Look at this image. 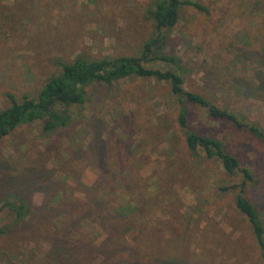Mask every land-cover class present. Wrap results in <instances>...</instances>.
I'll return each instance as SVG.
<instances>
[{
  "label": "rangeland",
  "instance_id": "374dc122",
  "mask_svg": "<svg viewBox=\"0 0 264 264\" xmlns=\"http://www.w3.org/2000/svg\"><path fill=\"white\" fill-rule=\"evenodd\" d=\"M195 1L206 10L180 5L177 23L166 31L174 43L172 52L185 68L184 88L218 106L226 104L264 128V104L241 96L234 85L237 79H252L259 69L264 0ZM150 2L0 0V108L9 104L8 94L16 101L34 96L58 71V58L138 54L152 32L145 15ZM246 50L256 52L253 60ZM85 91L84 104L68 109L71 123L65 129L43 137L34 121L0 139V204L21 195L35 208L19 222L11 211L0 209V264H60L47 256V240L61 224L63 204L83 197V189L96 177L81 156L88 154L90 141L104 140L109 132L107 143L124 140L128 130L140 142L131 149L133 161L138 160L137 175L152 177L147 194L158 196L149 218L156 222L153 231L159 229L164 238L165 255L193 264H264L247 222L234 208V193L218 190L238 177H226L216 161L186 153L175 121L177 103L165 82L128 77L110 85L89 84ZM185 106L190 128L218 136L242 157L256 180L246 195L264 201V144L209 119L202 108ZM81 226L78 238H102L95 224L83 220Z\"/></svg>",
  "mask_w": 264,
  "mask_h": 264
},
{
  "label": "trees",
  "instance_id": "16d2710c",
  "mask_svg": "<svg viewBox=\"0 0 264 264\" xmlns=\"http://www.w3.org/2000/svg\"><path fill=\"white\" fill-rule=\"evenodd\" d=\"M184 4L206 10L195 0H151L145 15L152 23V32L141 43L138 54L98 58L76 55L68 61L58 58V71L46 78L34 96L22 95L16 101L8 94L9 104L0 108V139L15 127L34 121L40 123L39 132L43 137L65 129L71 123L68 109L84 104L85 89L89 84L110 85L128 77L163 81L177 103L175 121L186 153L191 157L216 161L226 177H238L234 182L219 185L218 190L234 193V208L247 222L259 259L264 261V201L261 204L246 195L248 186L256 182L254 173L244 165L241 156L230 151L224 140L190 128L185 104L202 108L209 119L227 123L263 144L264 128L230 106H218L204 95L184 88L185 68L172 52L174 43L166 34L177 23L178 9ZM166 46L168 50H165ZM246 51L249 54L247 58L253 60L252 53L256 52ZM256 59L259 69L254 71L253 78L237 79L234 85L241 96L264 104V51ZM154 61H160L167 67L155 66ZM132 135L133 131L128 130L124 140L116 138L107 143L112 138L109 132L106 139L89 142L88 154L81 157L95 170L96 177L83 189V197H72L58 212L61 224L56 225L47 240L50 260L60 264H193L184 258L165 255L162 250L164 238L160 237L159 229L153 231L152 224L156 222L149 218V214L156 208L154 201L158 196L147 194L152 177L145 179L137 175L138 160L137 163L133 161L131 149L140 142ZM13 197V200H3L0 209L11 211L14 220L19 222L35 208L21 195ZM111 204L116 205L112 208ZM83 220L100 228L103 236L98 242L75 236ZM3 232L0 228V234Z\"/></svg>",
  "mask_w": 264,
  "mask_h": 264
}]
</instances>
